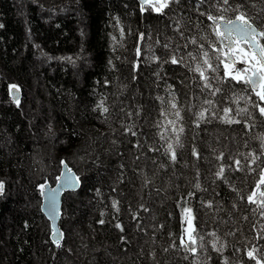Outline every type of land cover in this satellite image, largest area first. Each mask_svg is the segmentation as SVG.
<instances>
[{
  "label": "trees",
  "instance_id": "trees-1",
  "mask_svg": "<svg viewBox=\"0 0 264 264\" xmlns=\"http://www.w3.org/2000/svg\"><path fill=\"white\" fill-rule=\"evenodd\" d=\"M229 4H240L264 30V0ZM143 8L137 0H0V264L264 261V206L247 200L264 169V117L251 101L234 102L250 89L225 79L222 63L218 73H206L217 77L211 82L221 91L214 96L192 70L206 67L204 51L217 64L211 45L219 43L207 20L216 0H179L162 13ZM12 85L21 89L19 103ZM173 97L182 116L176 127L184 128L179 144L171 132L161 140L164 129L156 127L176 119ZM206 100L217 116L196 127ZM224 107L241 122L220 119ZM237 108L252 115L237 116ZM62 161L81 187L63 195L57 246L39 185L57 181ZM186 208L195 255L180 240L187 241ZM253 248L256 260L247 255Z\"/></svg>",
  "mask_w": 264,
  "mask_h": 264
},
{
  "label": "snow or ice",
  "instance_id": "snow-or-ice-1",
  "mask_svg": "<svg viewBox=\"0 0 264 264\" xmlns=\"http://www.w3.org/2000/svg\"><path fill=\"white\" fill-rule=\"evenodd\" d=\"M141 5H149L154 11L158 13H162L164 9L168 8L170 3H178L179 0H140ZM216 14L208 13L207 20L211 22L209 27L212 30V34L216 37L217 42L219 43V47L215 43L211 45V50L215 55V59L217 61L216 66L214 67L212 63L209 61V52H203V60L202 64L206 67H201V64H197L195 68L192 70L194 72L199 73L200 80L203 81L202 88L207 89L209 95L214 96L216 93L220 92V87H214L212 84V80H216L217 77L213 75L209 77L206 73L211 71L212 73H218L220 69V64H223V69L225 71V79L230 78L231 80L242 83L246 85L245 91L250 89V93L247 97H239L234 102L239 103V100H247L251 101V106L259 112L261 117H264V44L261 43L264 40V30H258L249 16L245 11L242 10V6L240 4H236L234 8H232L229 4V0H216ZM227 6V7H225ZM144 8L142 7V11ZM231 10L235 13L233 18H226L224 13ZM2 27V25H0ZM121 35H123V29L120 30ZM115 39V37H113ZM144 39V34H140V40ZM196 41L193 40L192 43ZM167 47V45H165ZM203 48V45H201ZM226 49V51H225ZM222 53V55H221ZM140 54L139 47L137 48V55ZM191 55V54H189ZM155 59V57H153ZM70 59V58H69ZM195 59V57H193ZM237 62L244 65L243 68H237ZM171 63H178L176 56H171ZM219 83V81H217ZM13 90L16 89V85L11 86ZM255 96L256 99L253 100L252 96ZM15 98V97H14ZM158 99L163 102V97H159ZM175 97L172 98V102H170V108L173 111L172 115L176 119L167 120V124L163 125L157 122V128H163L164 131L158 132L161 140L167 139L164 135V132H171L175 134V139L177 144H179V133L184 131V128L180 126L176 127L177 121L182 120L181 112L177 107V104L174 102ZM17 103L19 100L17 98ZM205 103L209 105V108H204L203 110L196 113L197 119L194 121L195 126L199 127L200 122L209 119V115L211 117H216L217 112L211 111L212 101L206 100ZM98 107L102 108L103 112H107L108 108L103 106V102H101ZM223 115L219 117L225 123H240L239 119H234L231 116L233 109L231 107H224L222 110ZM244 114L246 116H251L252 114L248 112L247 108H237L236 115L241 116ZM161 115H165L161 113ZM245 124L248 127H252L254 125H248L247 120H245ZM126 131H131V127L126 129ZM132 135H136V132L132 131ZM262 143L261 147L264 149V137L260 138ZM153 151H158L159 149H152ZM165 153L168 155L171 161L176 160V151L173 147L172 143H168L165 148ZM193 155L198 158L199 154L196 151L195 147L193 148ZM261 155H264V151L261 152ZM254 156V154H253ZM255 157L251 160V163H256ZM67 167L65 162H61ZM235 163L237 165L240 164L239 160H236ZM223 167L216 173L217 176H223ZM57 179L60 181L61 187L74 185L79 181V177L74 174L65 173L62 176H58ZM264 185V169L261 170L260 177L258 182L256 183V190L252 191L248 196L247 200L251 204H258L260 206H264V191H260V187ZM199 185H197L198 187ZM3 182H0V191L3 190ZM42 195H45L51 205L50 216L53 218V228L55 230V216L58 215L56 211V195L58 189H50L49 186L45 184L39 185ZM50 193V194H49ZM260 199H257V197ZM115 204V202H113ZM185 215V220L187 221L188 228L185 229L187 234V241L184 236L180 237L181 244L187 243L186 250L195 255L197 249L192 245L196 244V238L193 235L194 228L192 226V218L190 208H186L182 210ZM103 223V221H100ZM120 227V225H117ZM122 230V229H121ZM54 235H62L61 233H56L54 231ZM200 240L203 241V237H200ZM57 246H59V241H56ZM215 246V245H213ZM256 249L253 248L247 252L249 258L256 260L255 256ZM257 264H264V261H257Z\"/></svg>",
  "mask_w": 264,
  "mask_h": 264
},
{
  "label": "water",
  "instance_id": "water-1",
  "mask_svg": "<svg viewBox=\"0 0 264 264\" xmlns=\"http://www.w3.org/2000/svg\"><path fill=\"white\" fill-rule=\"evenodd\" d=\"M199 1H202V0H199ZM137 2L141 5L140 0H137ZM254 26L258 30H260L255 24H254ZM10 92H11V97L13 98L14 101H17V98H18V100L21 98L22 92H21V89L18 86L16 87L15 90H13L12 87H11ZM65 163H66L67 167H65L64 164H61V170H60V173H59L58 176H62L65 173H69V174H74L75 176L79 177L77 172L74 169H72L67 162H65ZM44 184L49 186L50 189H58V192H57V195H56V211H57L58 215H56L55 218H54L55 219V230L53 228V218L50 216L51 205H50V203H49V201H48V199L46 198L45 195H42V202H41V205H40V209H41V212L43 213V215L45 216V218L48 220V222L50 224V227H51L50 237H51L52 241L54 243H56L57 240L59 242H61L63 240V230H62V228L60 226V217H61V211H62L63 195L65 193H67V192H70V191L79 190L80 187H81V180H80V177H79V181L77 183H75L74 185H68V186H64V187H61L60 181L58 179H57V181L54 184H51L50 182H45ZM54 231L56 233H61L62 235H54Z\"/></svg>",
  "mask_w": 264,
  "mask_h": 264
},
{
  "label": "rangeland",
  "instance_id": "rangeland-1",
  "mask_svg": "<svg viewBox=\"0 0 264 264\" xmlns=\"http://www.w3.org/2000/svg\"><path fill=\"white\" fill-rule=\"evenodd\" d=\"M69 10H70V9H69ZM69 10H68V11H69ZM53 13H56V12H53ZM49 14H51V13H49ZM47 16L50 17L51 15H48V14L46 13V17H47ZM44 17H45V16H44ZM83 59H84L83 61L87 63V61H88V60H87V57L84 56ZM236 67H237V68H243L244 65L241 64V63H239V62H237ZM186 228H188L187 221H185V229H186Z\"/></svg>",
  "mask_w": 264,
  "mask_h": 264
}]
</instances>
